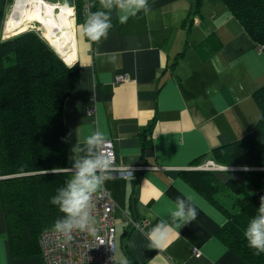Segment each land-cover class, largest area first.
Instances as JSON below:
<instances>
[{
  "label": "crops",
  "instance_id": "obj_1",
  "mask_svg": "<svg viewBox=\"0 0 264 264\" xmlns=\"http://www.w3.org/2000/svg\"><path fill=\"white\" fill-rule=\"evenodd\" d=\"M148 3L147 13L123 24L112 9L113 27L98 43L81 35L74 14L66 24L75 47L64 61L79 65V83L65 104L70 166L73 147L100 130L113 141L118 165L142 167L131 176L110 175L102 187L118 206L117 264H246L217 237L226 217L181 173L255 129L260 110L253 94L264 88V52L221 0H202L200 14L195 0ZM12 33L0 19V42ZM119 76L126 81L118 83ZM150 126L153 150L143 159L141 135ZM2 179L0 264H44L41 254L11 255ZM177 196L191 198L197 218L178 230L180 237L155 247L148 233Z\"/></svg>",
  "mask_w": 264,
  "mask_h": 264
},
{
  "label": "trees",
  "instance_id": "obj_2",
  "mask_svg": "<svg viewBox=\"0 0 264 264\" xmlns=\"http://www.w3.org/2000/svg\"><path fill=\"white\" fill-rule=\"evenodd\" d=\"M221 1L251 39L264 44V0ZM13 3L0 0V19L5 20ZM62 3L68 4L71 12L75 10L80 27L88 17L84 0ZM202 4L195 0V13H201ZM98 10L107 11L99 0H90L89 12ZM111 22L113 27L112 18ZM78 83L79 65H67L38 31L27 30L0 42V176L6 237L13 258L40 255L42 233L55 229L63 215L50 199L72 175L67 171L71 166L65 104ZM253 97L260 110L255 129L212 152L217 165L237 170H191L181 175L226 217L218 239L246 264H264V253L255 255L244 237L264 196V88ZM147 132H152V126L141 135L143 159L153 150Z\"/></svg>",
  "mask_w": 264,
  "mask_h": 264
},
{
  "label": "clouds",
  "instance_id": "obj_3",
  "mask_svg": "<svg viewBox=\"0 0 264 264\" xmlns=\"http://www.w3.org/2000/svg\"><path fill=\"white\" fill-rule=\"evenodd\" d=\"M99 3L108 11L91 12L80 25L81 35L97 43L107 38L112 27V9L117 10L119 22L122 24L139 12L147 13L150 10L148 0H99ZM105 142V133L96 130L85 137L81 146L73 147L75 156L71 167L72 175L50 199V203L57 206L63 214L55 222V230L69 239L71 233L77 230L94 232L93 196L110 179L108 173L112 167L111 158L101 151ZM190 201V197L185 199L177 196L171 202L167 218L156 223L148 233L155 247H159L169 238L180 237L178 230L197 218L196 208ZM244 237L247 246L255 250V255L264 253V196L260 198L257 214L248 221Z\"/></svg>",
  "mask_w": 264,
  "mask_h": 264
},
{
  "label": "built area",
  "instance_id": "obj_4",
  "mask_svg": "<svg viewBox=\"0 0 264 264\" xmlns=\"http://www.w3.org/2000/svg\"><path fill=\"white\" fill-rule=\"evenodd\" d=\"M86 13L89 12L90 0H84ZM259 53L264 52V44L257 45ZM126 81L125 76L117 78L118 83ZM92 112L93 110H89ZM101 151L112 160V167L108 175L116 174L127 177L142 167H122L117 164V157L112 140H106ZM200 170L220 171L227 169L220 167L213 160H207L199 166ZM67 171L71 172V168ZM94 232L74 231L71 239L57 232L55 229L46 230L40 237L41 256L44 264H117L116 261V216L118 209L109 191L105 188L97 191L93 196ZM135 228L141 229L140 224L129 219Z\"/></svg>",
  "mask_w": 264,
  "mask_h": 264
},
{
  "label": "bare ground",
  "instance_id": "obj_5",
  "mask_svg": "<svg viewBox=\"0 0 264 264\" xmlns=\"http://www.w3.org/2000/svg\"><path fill=\"white\" fill-rule=\"evenodd\" d=\"M14 6H16V3ZM13 10L6 19L8 30L13 33L7 34V37L23 32L25 31L24 28H28L32 24L39 22L44 38L63 59L67 58L73 51L75 37L72 29L66 26L63 21L66 6L51 4L45 0H32L24 12ZM72 14H69V18Z\"/></svg>",
  "mask_w": 264,
  "mask_h": 264
},
{
  "label": "rangeland",
  "instance_id": "obj_6",
  "mask_svg": "<svg viewBox=\"0 0 264 264\" xmlns=\"http://www.w3.org/2000/svg\"><path fill=\"white\" fill-rule=\"evenodd\" d=\"M31 1L32 0H23V2L21 3L19 0H14V3L11 5V6H8V9H7V12H6V18L5 19H7V16L8 15H10L11 14V12H12V10L13 9H15V10H13V11H20V12H24L27 8H28V5H29V3H31ZM45 1H47V2H49V3H51V4H59V5H64V6H66V13H65V17H64V24H68V23H70V18H69V14H72L73 12H71V10L70 9H68V7H67V5L66 4H63L62 3V0H54V1H49V0H45ZM15 3H16V6H14L15 5ZM72 10H74V8L72 9ZM74 12H75V10H74ZM73 14H75V13H73ZM74 22H75V27L77 26L76 24V17H74ZM33 26V28H31ZM77 28V27H76ZM27 29L28 30H35V31H38L41 35L43 34L42 33V29H41V27L40 26H38L36 23H34V24H32L30 27H28V28H24V30H26L27 31ZM61 57V56H60ZM62 59H63V57H61ZM64 60V59H63ZM65 62V61H64ZM66 63V62H65ZM68 65V64H67ZM74 65V64H73ZM199 166H201V165H199ZM199 166H197V168H199ZM220 167H221V165H219ZM222 167H224V166H222ZM196 168V169H197ZM224 168H227V169H219L220 171H226V170H236V169H233V168H229V167H224ZM197 170H199V171H209V170H200V169H197ZM238 170H240V169H238ZM214 172V171H213Z\"/></svg>",
  "mask_w": 264,
  "mask_h": 264
},
{
  "label": "water",
  "instance_id": "obj_7",
  "mask_svg": "<svg viewBox=\"0 0 264 264\" xmlns=\"http://www.w3.org/2000/svg\"><path fill=\"white\" fill-rule=\"evenodd\" d=\"M50 2L51 1H54V0H49ZM75 17V16H74ZM37 25H39L40 27H41V24L39 23V22H37L36 23ZM31 28H33V26L31 27ZM28 30V29H27ZM26 31V30H25ZM39 31V30H38ZM24 32V31H23ZM40 32V31H39ZM20 33H22V32H20ZM17 34H19V33H17ZM17 34H14V35H17ZM12 36V35H11ZM42 36H43V34H42ZM44 37V36H43ZM51 45V44H50ZM57 52V51H56ZM58 53V52H57ZM59 54V53H58ZM60 55V54H59ZM61 56V55H60ZM62 57V56H61Z\"/></svg>",
  "mask_w": 264,
  "mask_h": 264
}]
</instances>
